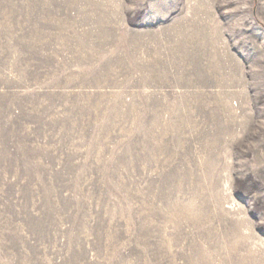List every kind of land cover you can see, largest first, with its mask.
Returning <instances> with one entry per match:
<instances>
[{
	"label": "rangeland",
	"instance_id": "374dc122",
	"mask_svg": "<svg viewBox=\"0 0 264 264\" xmlns=\"http://www.w3.org/2000/svg\"><path fill=\"white\" fill-rule=\"evenodd\" d=\"M0 264H264V0H0Z\"/></svg>",
	"mask_w": 264,
	"mask_h": 264
}]
</instances>
